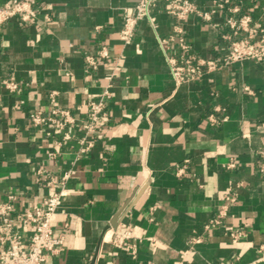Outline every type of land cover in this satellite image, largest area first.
Wrapping results in <instances>:
<instances>
[{
	"label": "crops",
	"instance_id": "1",
	"mask_svg": "<svg viewBox=\"0 0 264 264\" xmlns=\"http://www.w3.org/2000/svg\"><path fill=\"white\" fill-rule=\"evenodd\" d=\"M193 1L207 10L214 0ZM230 1L264 28V0ZM32 2L35 23L11 18L0 29V203L22 215L65 190L53 222L62 242L45 264H264V63L176 85L164 53L179 46L160 44L179 28L188 56L219 57L227 11L178 21L156 8L153 26L141 20L125 46L122 16L137 0ZM103 46L108 58L98 56ZM102 96L103 127L82 150L87 104ZM53 106L73 123L31 122ZM233 192L222 223L205 229ZM231 230L243 232L236 243ZM124 232L133 252L113 245Z\"/></svg>",
	"mask_w": 264,
	"mask_h": 264
},
{
	"label": "built area",
	"instance_id": "2",
	"mask_svg": "<svg viewBox=\"0 0 264 264\" xmlns=\"http://www.w3.org/2000/svg\"><path fill=\"white\" fill-rule=\"evenodd\" d=\"M156 8H161L167 15L178 21L196 16L207 22L217 11H227V16L224 19L227 33L222 36L226 46L221 49L222 54L219 57L206 59L188 56L187 52L190 48L184 38L178 35L181 32L179 28H176L174 35L160 40V44L165 50L172 42L179 46V52L176 54L164 53L169 76L176 85L197 81L205 74L217 72L234 63L246 60L264 63V28L255 24L249 15H237L239 8L232 5L230 0H214L207 10L198 8L193 0H137L135 6L126 9L122 16L123 24L119 39L123 45L132 43L137 25L141 20H146L153 26L152 11ZM37 15L38 10L32 0H9L0 7V29L11 18H18L23 24L35 23ZM46 20L48 21V18ZM98 56L108 58L109 49L103 46ZM85 61L88 68L96 69L98 66L95 56L88 55L85 57ZM4 83L9 90L16 89L13 82L5 81ZM87 107V119L82 125L85 130V137L81 140L84 145L82 150H87L92 146V140L89 138L103 127L106 118L103 96L96 101L88 102ZM29 117L35 125L46 124L56 127L58 130L73 123L69 111L56 106L51 109L50 117H43L39 111L30 114ZM210 121L215 122V119L210 118ZM261 155L263 161L260 171L264 173V151L261 152ZM67 178L68 173L64 176L63 181ZM64 195L65 190L62 188L54 196L43 200L32 209L25 210L22 215H14L11 204L0 203V264H45L47 255L55 252L62 242V239L54 234L53 222L56 212L61 207ZM235 198L234 192L225 197L224 204L205 225V229L222 223L227 216L229 205L234 202ZM28 225L31 226L30 235L23 238L20 231ZM228 235L231 242L236 243L243 236V232L231 230ZM128 238V232L117 235L113 240V245L133 252V246L127 243ZM259 251L261 255L259 260L264 262V251Z\"/></svg>",
	"mask_w": 264,
	"mask_h": 264
}]
</instances>
